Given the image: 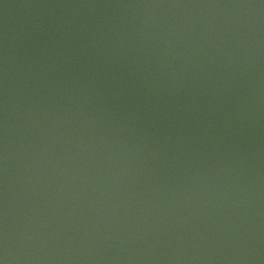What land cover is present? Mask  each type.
<instances>
[{
    "label": "water",
    "instance_id": "water-1",
    "mask_svg": "<svg viewBox=\"0 0 264 264\" xmlns=\"http://www.w3.org/2000/svg\"><path fill=\"white\" fill-rule=\"evenodd\" d=\"M0 264H264V0H0Z\"/></svg>",
    "mask_w": 264,
    "mask_h": 264
}]
</instances>
